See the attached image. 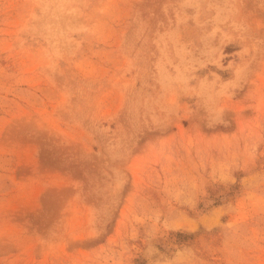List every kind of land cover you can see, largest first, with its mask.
Wrapping results in <instances>:
<instances>
[{
    "label": "rangeland",
    "instance_id": "obj_1",
    "mask_svg": "<svg viewBox=\"0 0 264 264\" xmlns=\"http://www.w3.org/2000/svg\"><path fill=\"white\" fill-rule=\"evenodd\" d=\"M0 264H264V0H0Z\"/></svg>",
    "mask_w": 264,
    "mask_h": 264
}]
</instances>
